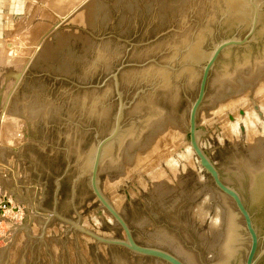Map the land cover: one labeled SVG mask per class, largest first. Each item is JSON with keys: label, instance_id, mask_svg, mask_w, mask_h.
<instances>
[{"label": "water", "instance_id": "95a60500", "mask_svg": "<svg viewBox=\"0 0 264 264\" xmlns=\"http://www.w3.org/2000/svg\"><path fill=\"white\" fill-rule=\"evenodd\" d=\"M21 109L43 222L17 264H264V0H132Z\"/></svg>", "mask_w": 264, "mask_h": 264}, {"label": "rangeland", "instance_id": "374dc122", "mask_svg": "<svg viewBox=\"0 0 264 264\" xmlns=\"http://www.w3.org/2000/svg\"><path fill=\"white\" fill-rule=\"evenodd\" d=\"M131 1L0 0V247L8 248L7 264H17L43 222L38 192L23 165L28 137L22 87L46 53L78 40ZM5 201L9 206H2Z\"/></svg>", "mask_w": 264, "mask_h": 264}, {"label": "bare ground", "instance_id": "6f19581e", "mask_svg": "<svg viewBox=\"0 0 264 264\" xmlns=\"http://www.w3.org/2000/svg\"><path fill=\"white\" fill-rule=\"evenodd\" d=\"M56 1H57V0H56ZM57 3H58V2H57ZM63 4H65V3H63ZM63 9H64V8H63ZM71 10H72V9H71ZM76 20H77V19H76ZM33 32H34V31H33ZM30 33H31V32H30ZM30 33H29V34H30ZM34 34H36V33H34ZM32 36H33V34H32ZM40 41H41V40H40ZM20 42H21V41H20ZM27 43H28V41H27ZM39 43H40V42H39ZM41 43H42V41H41ZM25 44H26V43H25ZM25 44H24V45H25ZM36 44H37V42H36ZM40 45H41V44H40ZM40 45H39V47H40ZM25 46L27 47V45H25ZM36 46H37V45H36ZM28 47H29V46H28ZM34 47H35V46H34ZM22 53H23V52H22ZM27 54H28V53H27ZM28 57H29V56H28ZM19 61H21V60H19ZM2 126H3V125H2ZM4 126H5V125H4ZM5 128H7V127L5 126ZM5 128H4V129H5ZM8 131H9V130H8ZM4 135H5V134H4ZM4 135H3V136H4ZM5 136H6V135H5ZM6 138H7V137H6ZM9 139H10V138H9ZM10 140H11V139H10Z\"/></svg>", "mask_w": 264, "mask_h": 264}, {"label": "crops", "instance_id": "0c3cea01", "mask_svg": "<svg viewBox=\"0 0 264 264\" xmlns=\"http://www.w3.org/2000/svg\"><path fill=\"white\" fill-rule=\"evenodd\" d=\"M20 2V1H19ZM18 6L20 5L21 6V2L19 3V4H17ZM19 6V7H20ZM5 14V13H4ZM5 16H6V14H5ZM11 16V15H10ZM4 19H6V18H4ZM8 19H9V17H8ZM22 22V21H21Z\"/></svg>", "mask_w": 264, "mask_h": 264}, {"label": "flooded vegetation", "instance_id": "af4514ba", "mask_svg": "<svg viewBox=\"0 0 264 264\" xmlns=\"http://www.w3.org/2000/svg\"><path fill=\"white\" fill-rule=\"evenodd\" d=\"M258 235V234H257ZM259 238V237H258ZM257 252H259V242H258V248H257ZM257 264V263H256Z\"/></svg>", "mask_w": 264, "mask_h": 264}, {"label": "built area", "instance_id": "2783aa9c", "mask_svg": "<svg viewBox=\"0 0 264 264\" xmlns=\"http://www.w3.org/2000/svg\"><path fill=\"white\" fill-rule=\"evenodd\" d=\"M0 205H1V202H0ZM2 206H4V205H2Z\"/></svg>", "mask_w": 264, "mask_h": 264}]
</instances>
